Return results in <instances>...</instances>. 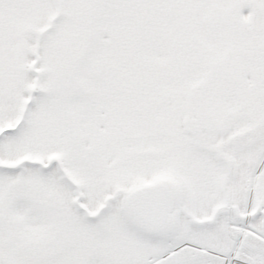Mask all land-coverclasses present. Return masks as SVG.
<instances>
[{
  "label": "snow or ice",
  "instance_id": "6c2138e0",
  "mask_svg": "<svg viewBox=\"0 0 264 264\" xmlns=\"http://www.w3.org/2000/svg\"><path fill=\"white\" fill-rule=\"evenodd\" d=\"M0 264H264V0H0Z\"/></svg>",
  "mask_w": 264,
  "mask_h": 264
}]
</instances>
